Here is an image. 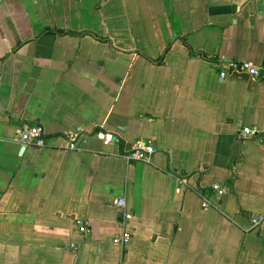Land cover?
Segmentation results:
<instances>
[{"label":"crops","instance_id":"1","mask_svg":"<svg viewBox=\"0 0 264 264\" xmlns=\"http://www.w3.org/2000/svg\"><path fill=\"white\" fill-rule=\"evenodd\" d=\"M230 60L264 69V0H0V264H264V81Z\"/></svg>","mask_w":264,"mask_h":264},{"label":"built area","instance_id":"2","mask_svg":"<svg viewBox=\"0 0 264 264\" xmlns=\"http://www.w3.org/2000/svg\"><path fill=\"white\" fill-rule=\"evenodd\" d=\"M218 76L223 78L228 74H242L249 78L264 81V69L251 64L247 61H234L230 60L227 62L226 66L218 71ZM241 133L244 135H254L256 133L255 129L248 126H244L241 129ZM94 136L101 141V143L106 144L111 141H117L109 132L96 130ZM68 148H74V140L76 134H68ZM15 140L22 145H30L33 147L41 148L44 146V134L42 128L36 124L21 123L15 128ZM154 152V146L152 143L143 140H135L129 144L124 158L127 161H147ZM211 189L213 193L218 197L226 192V188L217 184H211ZM113 204L120 210V231L118 234L112 236L111 242L120 246H124L130 240L129 231L126 228V222L131 218L132 214L129 209L125 206V201L122 196L115 198ZM201 207H207L209 201L202 198L200 201ZM264 214H255L250 218V226L252 228L257 227L259 223L263 220ZM75 226L77 231L86 232L87 231V221L86 220H75Z\"/></svg>","mask_w":264,"mask_h":264},{"label":"trees","instance_id":"3","mask_svg":"<svg viewBox=\"0 0 264 264\" xmlns=\"http://www.w3.org/2000/svg\"><path fill=\"white\" fill-rule=\"evenodd\" d=\"M46 32H51L53 34H58V35H63V34H73V35H78V34H83V33H87V32H73L70 30H64V29H57V28H49V27H45L39 34L42 35ZM91 34V33H90ZM94 37H96L97 39H101L100 37L95 36L94 34H92ZM200 53L203 57H205L201 52Z\"/></svg>","mask_w":264,"mask_h":264}]
</instances>
